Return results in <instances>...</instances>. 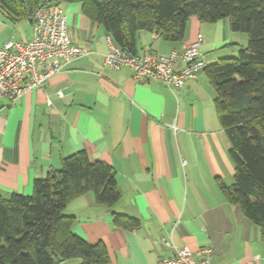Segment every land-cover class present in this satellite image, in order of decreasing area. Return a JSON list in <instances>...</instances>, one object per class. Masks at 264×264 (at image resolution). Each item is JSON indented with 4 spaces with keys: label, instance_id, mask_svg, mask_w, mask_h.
I'll use <instances>...</instances> for the list:
<instances>
[{
    "label": "crops",
    "instance_id": "0c3cea01",
    "mask_svg": "<svg viewBox=\"0 0 264 264\" xmlns=\"http://www.w3.org/2000/svg\"><path fill=\"white\" fill-rule=\"evenodd\" d=\"M61 5L71 41L92 53L18 102L1 100L0 192L31 195L37 178L58 168L62 158L86 151L114 169L121 197L108 207L89 192L74 198L65 213L76 218L75 234L106 245L112 264H158L171 254L164 239L190 248L196 258L202 247H212V264H264L260 227L219 186V179L234 183L235 166L206 71L181 88L136 80L130 67L114 71L104 65L105 28L80 3ZM26 21L29 29L1 17L0 47L10 39L29 41L32 24ZM198 34L209 64L243 46L229 18L210 23L194 15L182 41L141 31L137 51L169 54ZM113 212L138 218L140 227L115 225Z\"/></svg>",
    "mask_w": 264,
    "mask_h": 264
},
{
    "label": "trees",
    "instance_id": "16d2710c",
    "mask_svg": "<svg viewBox=\"0 0 264 264\" xmlns=\"http://www.w3.org/2000/svg\"><path fill=\"white\" fill-rule=\"evenodd\" d=\"M78 2L113 42L137 53L136 39L150 31L164 40L184 39L191 16L214 23L229 18L235 32L249 35L236 57L220 58L204 71L216 91L218 118L231 142L234 183L219 186L228 202L260 227L264 239V0H57ZM42 0H0L13 22L31 20ZM93 193L113 207L120 199L116 172L86 151L62 158L58 168L37 178L31 195L0 192V264H112L106 245L72 230L76 218L65 209L76 197ZM115 225L133 230L138 218L113 212Z\"/></svg>",
    "mask_w": 264,
    "mask_h": 264
},
{
    "label": "built area",
    "instance_id": "2783aa9c",
    "mask_svg": "<svg viewBox=\"0 0 264 264\" xmlns=\"http://www.w3.org/2000/svg\"><path fill=\"white\" fill-rule=\"evenodd\" d=\"M30 21L29 41L10 39L0 47V103L4 98L10 104L18 102L28 91L43 88L48 78L92 53L71 41L67 14L57 0H42ZM203 41L204 36L198 34L195 41L169 54L150 49L131 53L117 46L109 36L104 65L114 71L130 67L136 80L181 88L209 65L200 49ZM164 243L171 248V254L160 257L158 264H212L214 249L210 246L202 247L200 258H196L188 247H179L166 239Z\"/></svg>",
    "mask_w": 264,
    "mask_h": 264
},
{
    "label": "rangeland",
    "instance_id": "374dc122",
    "mask_svg": "<svg viewBox=\"0 0 264 264\" xmlns=\"http://www.w3.org/2000/svg\"><path fill=\"white\" fill-rule=\"evenodd\" d=\"M3 16H5V15L3 14V12H2L1 9H0V19H1V17H3ZM14 25H15V24H14ZM18 25H19V26H24V27H26V28H28V29L30 28V26H29V24H28V21L19 22ZM236 33H238L237 35H239L238 37H240L238 42H240V43L243 44V46L240 47V49L243 48V47H245V46H247V44H248V42H249V35H248V33H245V32H236ZM240 49H239V50H240ZM239 50H237L235 53H228V54L224 55V56L221 57V58L236 57V56L239 55ZM216 62H217V61H216ZM214 63H215V62H214ZM77 261H78V260H76V259H71V260H69L68 264H77Z\"/></svg>",
    "mask_w": 264,
    "mask_h": 264
}]
</instances>
